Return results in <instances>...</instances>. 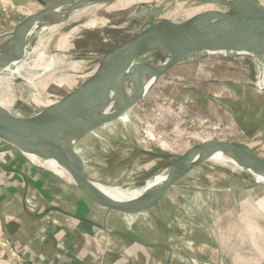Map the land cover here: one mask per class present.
Wrapping results in <instances>:
<instances>
[{"label":"rangeland","instance_id":"rangeland-1","mask_svg":"<svg viewBox=\"0 0 264 264\" xmlns=\"http://www.w3.org/2000/svg\"><path fill=\"white\" fill-rule=\"evenodd\" d=\"M254 1L264 7V0ZM41 4L40 0H0V36L12 31L27 14L40 11ZM220 9L199 0H132L71 12L63 23L41 35L20 76L0 78V99L12 113L26 119L77 89L95 73L109 50L148 26L164 19L179 23L197 13ZM149 54L138 56V61ZM262 70V64L250 57L205 52L187 57L119 122L80 141L77 154L86 176L112 188H138L206 140L247 142L255 161L262 165L264 90L258 87L264 84ZM207 181H213L211 187L217 185L219 193L264 190L245 171L209 161L184 180L171 200L181 192L191 196L198 188H209Z\"/></svg>","mask_w":264,"mask_h":264},{"label":"crops","instance_id":"crops-1","mask_svg":"<svg viewBox=\"0 0 264 264\" xmlns=\"http://www.w3.org/2000/svg\"><path fill=\"white\" fill-rule=\"evenodd\" d=\"M31 161L0 141V264H264L262 188L219 193L207 181L191 196L124 217ZM150 181L105 193L130 200Z\"/></svg>","mask_w":264,"mask_h":264},{"label":"water","instance_id":"water-1","mask_svg":"<svg viewBox=\"0 0 264 264\" xmlns=\"http://www.w3.org/2000/svg\"><path fill=\"white\" fill-rule=\"evenodd\" d=\"M124 1L132 0H50L49 2L40 0L43 8L31 14L28 19L23 20L12 31L0 36V46L19 45L25 42L41 23L55 16L61 9L67 6L73 7L68 14L69 17L71 12L79 9ZM199 1L218 5L222 10L197 13L179 23L164 19L148 26L135 37L109 50L90 78L81 83L77 89L50 105V108L57 110L62 103L68 101V97H74V103L70 102L71 112L67 108L57 110L51 115L53 118L49 122L44 119L38 121L30 117L27 119L28 125L30 124L42 132L45 131V128L51 127L56 129V126H62L64 120L67 119L64 115L66 112L70 113L71 116L74 113L78 115L82 110L81 108L92 97L90 91L86 93L83 105V91L95 86L100 81H104V85L102 84L99 88L97 98L94 97L96 100L100 99V95L102 98L105 97V93L111 89L114 91L118 86L117 79L122 75L123 66L133 57H138L145 53L149 54V48L152 45L156 46L158 44L156 43L157 41H154L155 37L153 36L161 31L168 30L167 34L174 38V44L166 52V56L159 59V62L163 63L159 66L156 65L151 70L148 82L152 81V83L147 88L145 85L139 84L130 97H120L111 106L101 107L92 111V114L82 119H77L62 133L58 134V138L53 146H48L41 141L37 132L29 129L21 117L9 110L6 101L0 99V141L30 160L34 161L35 159L41 162L49 160L55 162L66 171L67 176L61 177V179L70 187L77 190L97 207L124 217L145 215L171 199L180 190L184 180L197 167L209 162L216 153L247 149L250 146L247 142L203 141L190 148L185 154L168 165L166 169L172 168L173 170L158 191L150 194L144 191L139 197L126 201L113 199L101 192L96 182L86 176L84 162L77 154V146L82 139L94 134L95 131L106 125L117 122L145 97L159 79L187 57L197 52L217 53V51L214 52L212 50L246 37L251 39L255 37L264 45V7L262 5L254 0ZM197 28L210 29L212 31L188 41L190 30ZM137 43L141 44L137 46ZM131 47L133 48L130 51L129 48ZM118 56L120 57L117 60ZM106 65H108L107 68ZM128 70L130 72V69ZM261 172L264 176V161L261 166Z\"/></svg>","mask_w":264,"mask_h":264},{"label":"bare ground","instance_id":"bare-ground-1","mask_svg":"<svg viewBox=\"0 0 264 264\" xmlns=\"http://www.w3.org/2000/svg\"><path fill=\"white\" fill-rule=\"evenodd\" d=\"M72 8H73L72 6H67V7L61 9L55 16H53V17L47 19L46 21H44L43 23H41L33 31V33L30 35V37L25 42H23L19 45L17 44V45L0 46V78H2V79L10 78V77L15 76V75L20 76V69L23 67L24 61L27 59V57H29L32 54V52L35 48V44L38 41V39L41 37V35L44 34L49 28L56 27V26L60 25L61 23H63L68 18V14L70 13ZM162 10H160V11H162ZM121 11H123V10H121ZM145 21H146V19H145ZM54 23H56V24L53 25ZM114 26H118V25H114ZM135 26H136V24H135ZM137 27H139V26L137 25ZM209 31H212V30L203 29V28L191 29L189 32L188 41L194 40V39L198 38L199 36L204 35L205 33L209 32ZM168 32H169L168 30H164V31H161V32H159L153 36V37H155L154 41L155 42L157 41L156 43H158V44H156V46L152 45L149 48L150 54H149V57L147 59H145L143 62H139L137 57H133L128 61L127 64H125L123 66L122 75H121V77H119L117 79L118 80V82H117L118 86H117V88L114 89V91H113V89H111L109 92L105 93L106 95L104 94L105 97L102 98V96L100 95V97H99L100 99L96 100L97 92H98L99 88L101 87V85L102 84L104 85V81L103 82L100 81L95 86H92V87L88 88L87 90L83 91V94H84V96H82L83 105L85 102L84 98L86 97V93H88L90 91L92 97H90L89 100L87 101V103L85 104V106H83V108H81L82 110L80 111V113L78 115H76L77 113L76 114L74 113L71 116L70 113L66 112L64 115L67 117V119L64 120V123L62 124V126L59 124L60 126H56V129H53L51 127L45 128V131L42 132V131H38V129H36L35 127H32L30 124L28 125L27 119L30 117H33L34 119H37L38 121L39 120L42 121V119H44V120H47L49 122L53 118V117H51V115L53 113H55L57 110L67 108V110L69 112H71L70 111L71 110L70 102L72 101L71 103H74V97H70L67 102L62 103L58 107L57 110L55 108L47 109L46 111L42 110L44 112L40 111L36 114L31 115L30 117H27L26 119H22V121L27 125V127L29 129L37 132L41 141H43L48 146H53L55 144L57 138H58V134L62 133L71 124H73L77 119H82V118L92 114V111L97 110L101 107L111 106V104L118 101L120 97H125V98L130 97L131 95H133L134 90L136 89V87L139 84L145 85L147 88L150 85V83H152V81L148 82L151 70L156 65L159 66L163 63V62L160 63L159 59H162V57L166 56V54H167L166 52L174 44V38L170 37L167 34ZM80 34H82V33H80ZM166 35H167V37H166ZM85 37H86V35H85ZM165 41H167V42L164 43ZM86 43H88V42H86ZM140 44L141 43H137L136 45L139 46ZM132 48L133 47L129 48V50L131 51ZM212 51H214V52L217 51V53H213L211 55L220 54L223 56H231L232 55V56H241V57L243 56V57L252 58L254 61H256V63L262 64L263 70L261 72V78L264 80V45L259 42V39L255 38V37L253 39L248 38V37L238 39V40H235V41H233L229 44H226L224 46L215 48ZM77 53H78V51H77ZM119 57L120 56H118L117 60L119 59ZM217 59H219V58H217ZM214 60L215 59H213V61ZM107 67H108V65H106V68ZM110 67H111V65H110ZM180 67H182V65H180ZM186 68L188 69V67H186ZM128 69H130V72ZM249 70H251V69H249ZM193 71H195V70H193ZM202 72H204V71H202ZM176 79H177V77H176ZM258 87L260 90H264V84L262 86L260 85ZM94 97H96V98H94ZM65 106H67V107H65ZM39 113H40V115H39ZM34 116H36V117H34ZM215 159L230 160V161H225V162L217 161L216 163L230 164V165L234 166L235 168L248 173L257 183L264 185V176L261 172V166L262 165L255 161L249 147L247 149H244V150H242V149L236 150L235 152H224V153L218 152L211 158L210 161L215 160ZM238 159H245L246 162L239 163V162L234 161V160H238ZM33 162L35 164L47 169L48 171L52 172L56 176H61V173H62L63 177L67 176L66 171L64 169H62L61 167H59L53 161L48 160V161L41 162V161H37L34 159ZM56 168L59 169L61 172L59 170H56ZM172 170H173L172 168L171 169L169 168V169H166L165 171H163L162 173L155 175L151 179L149 185H147L140 192V194H142L144 191H146L148 194L158 191L161 188V186L165 183V181L167 180V178H168V176ZM96 184H97V187L104 194H106V193L120 194V193L125 192V190H122L120 188L108 187L106 185H103V184H100L97 182H96ZM139 195L137 197H139Z\"/></svg>","mask_w":264,"mask_h":264},{"label":"built area","instance_id":"built-area-1","mask_svg":"<svg viewBox=\"0 0 264 264\" xmlns=\"http://www.w3.org/2000/svg\"><path fill=\"white\" fill-rule=\"evenodd\" d=\"M15 264H28L27 262H25L23 259L21 258H15Z\"/></svg>","mask_w":264,"mask_h":264},{"label":"trees","instance_id":"trees-1","mask_svg":"<svg viewBox=\"0 0 264 264\" xmlns=\"http://www.w3.org/2000/svg\"><path fill=\"white\" fill-rule=\"evenodd\" d=\"M234 161L239 162V163H244L245 159H238V160H234Z\"/></svg>","mask_w":264,"mask_h":264}]
</instances>
